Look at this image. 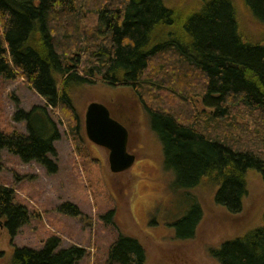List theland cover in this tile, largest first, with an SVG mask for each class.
<instances>
[{"label": "trees", "instance_id": "16d2710c", "mask_svg": "<svg viewBox=\"0 0 264 264\" xmlns=\"http://www.w3.org/2000/svg\"><path fill=\"white\" fill-rule=\"evenodd\" d=\"M244 1L264 23V0ZM0 77L22 79L44 101L15 110L12 118L23 121L26 132L0 131V151L35 161L50 173L57 169L50 156L60 138L52 114L78 152L80 120L70 91L100 81L137 94L162 145L163 167L180 186L208 177L218 184L215 202L236 213L247 192V172L264 175V157L234 140L236 114L250 117L244 125H254L264 139V40L242 38L234 0H200L187 10L163 0H0ZM58 208L81 215L71 202ZM29 217L26 206L15 202L14 189L0 183V225L13 236ZM197 220L183 236L193 235ZM59 244L52 236L38 249L15 246L12 262L76 264L86 254L84 247ZM210 253L219 264H264V213L259 226ZM144 259L139 241L120 235L105 264H144Z\"/></svg>", "mask_w": 264, "mask_h": 264}, {"label": "rangeland", "instance_id": "374dc122", "mask_svg": "<svg viewBox=\"0 0 264 264\" xmlns=\"http://www.w3.org/2000/svg\"><path fill=\"white\" fill-rule=\"evenodd\" d=\"M163 2L187 10L197 7L200 0ZM234 4L242 38L263 41L264 23L253 17L244 0H234ZM70 94L80 120L82 145L78 152L73 150L65 126L52 114L60 133L54 141L56 155L50 156L57 165L55 172H48L35 161L23 162L6 149L0 151V183L14 189L15 202L26 206L30 214L28 222L13 236L0 225V264H13L15 246L38 249L52 236L60 239L59 247L75 244L86 249L76 264H105L110 245L120 235L139 241L145 251L144 264H219L210 253L212 248L262 223L264 175L259 171L247 172L241 209L231 213L215 202L218 184L208 177L190 187L175 183V174L163 167L162 145L133 89L98 81L81 83ZM91 101L128 111V147L135 160L127 170L111 172L107 150L85 135L84 114ZM34 104L43 105L44 101L22 79L0 77V131L26 132L25 123L13 120L12 115L18 108L29 109ZM196 107L201 109L202 105L197 103ZM249 118L235 115L233 121L239 125L235 143L250 145L264 157V139L258 137L259 130L244 125ZM63 202L76 204L81 215L59 210ZM190 212L189 221L177 222ZM197 218L193 235L183 236Z\"/></svg>", "mask_w": 264, "mask_h": 264}, {"label": "water", "instance_id": "95a60500", "mask_svg": "<svg viewBox=\"0 0 264 264\" xmlns=\"http://www.w3.org/2000/svg\"><path fill=\"white\" fill-rule=\"evenodd\" d=\"M84 131L91 142L107 150L111 172H122L132 166L135 154L128 148V131L111 115L103 102L88 103L84 114Z\"/></svg>", "mask_w": 264, "mask_h": 264}, {"label": "flooded vegetation", "instance_id": "af4514ba", "mask_svg": "<svg viewBox=\"0 0 264 264\" xmlns=\"http://www.w3.org/2000/svg\"><path fill=\"white\" fill-rule=\"evenodd\" d=\"M104 104L108 107L111 115L126 127V129L128 131V135L130 137L131 128L128 124L130 121V116L128 115V111L124 107H115L112 109V107H110L107 103H104ZM129 137H128V144H129V140H130ZM129 151H130V149H129Z\"/></svg>", "mask_w": 264, "mask_h": 264}, {"label": "crops", "instance_id": "0c3cea01", "mask_svg": "<svg viewBox=\"0 0 264 264\" xmlns=\"http://www.w3.org/2000/svg\"><path fill=\"white\" fill-rule=\"evenodd\" d=\"M100 158L102 159V158H104V156L103 155H100ZM107 160H108V154H107Z\"/></svg>", "mask_w": 264, "mask_h": 264}]
</instances>
